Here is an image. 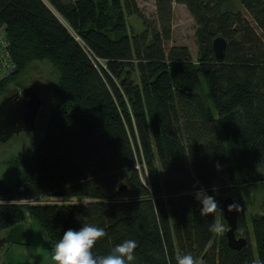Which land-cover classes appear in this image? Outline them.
<instances>
[{"label": "trees", "instance_id": "trees-1", "mask_svg": "<svg viewBox=\"0 0 264 264\" xmlns=\"http://www.w3.org/2000/svg\"><path fill=\"white\" fill-rule=\"evenodd\" d=\"M174 2L197 25V61L187 46L166 48ZM155 4L151 21L137 0H0L16 63L0 82V101L34 61L59 72L43 140L10 161L19 167L15 182L3 181L13 194L0 195V249L25 241V222L37 223L52 249L68 228L94 223L106 235L93 251L134 239V264H177L188 253L202 264H264V200L250 215L244 209V195L264 188V0ZM130 16L141 32H130ZM217 37L227 42L223 59ZM201 188L216 212L201 215ZM228 197L235 234L247 239L239 250L226 236ZM213 217L222 231L209 230Z\"/></svg>", "mask_w": 264, "mask_h": 264}, {"label": "rangeland", "instance_id": "rangeland-1", "mask_svg": "<svg viewBox=\"0 0 264 264\" xmlns=\"http://www.w3.org/2000/svg\"><path fill=\"white\" fill-rule=\"evenodd\" d=\"M74 1V0H64ZM137 4L147 19L151 21L157 20V8L155 0H137ZM128 26L132 34H136L143 30L142 21L136 16L128 17ZM173 45L187 46L197 61L200 55V44L197 34V25L191 16L190 12L184 5L176 2L173 3V21H172V38L167 44L166 48ZM59 79V72L48 61H34L30 63L25 71L14 81L11 82L3 92V97L12 94L16 91V86L33 87L38 90L42 98V107L36 118V128L34 131H23L15 134L9 140L0 141V180L14 183L15 177L19 172V167L10 164V161L22 158L32 153V151L43 140L48 119L51 114L52 107L58 101L56 94L57 83ZM254 194V195H253ZM256 200V204L253 202ZM264 200V188L257 187L249 193L244 195V209L246 214L250 215L251 211L259 207ZM45 204L64 203V200L56 197H46L41 200ZM86 200L77 201V199L70 200V203H86ZM27 228L30 230L29 241L37 243L46 239L40 227L35 222H26ZM251 243L255 252L256 247L252 233V223L249 221ZM4 234V231L0 233ZM258 263V260H257ZM54 264V263H52Z\"/></svg>", "mask_w": 264, "mask_h": 264}, {"label": "clouds", "instance_id": "clouds-1", "mask_svg": "<svg viewBox=\"0 0 264 264\" xmlns=\"http://www.w3.org/2000/svg\"><path fill=\"white\" fill-rule=\"evenodd\" d=\"M195 197L202 205V216L216 212L218 202L213 195H209L203 188L195 192ZM235 203L229 207H234ZM209 230L220 232L224 225L213 217L208 225ZM106 235L105 229L94 223H83L79 229L68 228L62 237L57 240L51 251V260L54 264H134L137 241L125 239L116 244L107 254H97L94 248L98 240ZM177 264H202L192 254L177 256Z\"/></svg>", "mask_w": 264, "mask_h": 264}, {"label": "water", "instance_id": "water-1", "mask_svg": "<svg viewBox=\"0 0 264 264\" xmlns=\"http://www.w3.org/2000/svg\"><path fill=\"white\" fill-rule=\"evenodd\" d=\"M227 42L223 37H217L213 41V50L217 59H223ZM22 88L0 101V141L5 142L15 134L23 131H34L36 128V118L42 107V98L37 89L33 87ZM124 187L120 188L123 189ZM13 194V188L0 180V195L10 196ZM232 198H226L222 203V213L228 225L226 236L228 245L232 249L239 250L247 244V239L237 237L235 229L238 222V211Z\"/></svg>", "mask_w": 264, "mask_h": 264}, {"label": "crops", "instance_id": "crops-1", "mask_svg": "<svg viewBox=\"0 0 264 264\" xmlns=\"http://www.w3.org/2000/svg\"><path fill=\"white\" fill-rule=\"evenodd\" d=\"M30 222V221H29ZM27 238L22 243L8 244L0 249V264H52L51 251L52 248L46 240L30 242V230L24 223ZM1 235V234H0ZM7 231L1 235L5 237Z\"/></svg>", "mask_w": 264, "mask_h": 264}, {"label": "built area", "instance_id": "built-area-1", "mask_svg": "<svg viewBox=\"0 0 264 264\" xmlns=\"http://www.w3.org/2000/svg\"><path fill=\"white\" fill-rule=\"evenodd\" d=\"M10 43L5 28H0V82L10 77L16 70V63L10 53ZM3 202L0 200V203Z\"/></svg>", "mask_w": 264, "mask_h": 264}, {"label": "flooded vegetation", "instance_id": "flooded-vegetation-1", "mask_svg": "<svg viewBox=\"0 0 264 264\" xmlns=\"http://www.w3.org/2000/svg\"><path fill=\"white\" fill-rule=\"evenodd\" d=\"M19 87H21V86H19ZM25 88H28V87H25ZM25 88H22V89H21L22 92H23V90H24ZM17 90H18V89H16V91H17ZM16 91H14V92H16ZM14 92H13V93H14Z\"/></svg>", "mask_w": 264, "mask_h": 264}]
</instances>
